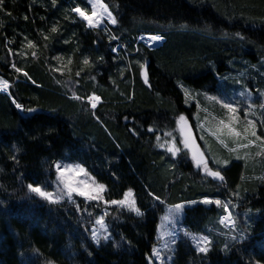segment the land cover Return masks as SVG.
Masks as SVG:
<instances>
[{
  "label": "trees",
  "instance_id": "16d2710c",
  "mask_svg": "<svg viewBox=\"0 0 264 264\" xmlns=\"http://www.w3.org/2000/svg\"><path fill=\"white\" fill-rule=\"evenodd\" d=\"M102 1L117 20L107 29H90L71 11L90 13L86 0H4L0 10V79L10 85L0 91V264H150L167 208L205 196L231 201L236 228L220 224L222 207L188 203L182 225L212 243L199 253L181 236L173 264H264V148L233 162L221 182L197 169L190 153L185 158L182 145L172 157L156 140L173 132L178 142L179 114L195 128L197 104L185 102L181 85L214 96L221 86L215 72L246 71L249 84L257 78L264 87V0ZM146 35L164 42L149 49L139 39ZM13 99L37 111L21 113ZM57 162L83 164L106 186L104 200L131 189L143 215L74 197L78 210L30 194L29 183L56 180ZM105 209L111 240L96 245L91 229Z\"/></svg>",
  "mask_w": 264,
  "mask_h": 264
},
{
  "label": "snow or ice",
  "instance_id": "6c2138e0",
  "mask_svg": "<svg viewBox=\"0 0 264 264\" xmlns=\"http://www.w3.org/2000/svg\"><path fill=\"white\" fill-rule=\"evenodd\" d=\"M53 4H55V0H53ZM86 4L91 5V12L85 8L82 9L79 6L74 7L71 9L72 12L76 13L83 21L87 23V27L90 29H97L100 28V26L104 23L105 17L107 18V21L113 25L117 23L116 18L113 16L112 12L109 11L108 6L101 2V0H86ZM4 0H0V10L3 9ZM27 19V17H25ZM51 31L53 33L57 32V28L54 26L52 27ZM240 39H244L243 36H241L239 33L236 34ZM47 39V37H45ZM111 39L115 40L117 37L112 36ZM141 40H148L150 43L147 45L148 47H152L154 42L162 41L164 37L162 35H150L147 37H140ZM29 46H32L31 42H29ZM114 52L117 51V49H112ZM35 55V53H33ZM100 60H103V57L99 58ZM83 63L85 65H88L90 61L85 58L83 60ZM15 67V65H13ZM141 69L144 68V65H140ZM16 72H21L22 69L15 68ZM24 76H28L26 72L23 73ZM77 76H79V72L76 73ZM145 83H148L147 76L145 74ZM8 88V82L6 80L0 79V89L7 90ZM182 90L185 93V102H188V97L192 95L191 90L185 88L183 85H181ZM199 95V94H198ZM207 99L212 100L215 103H218L221 105L222 108L227 109L229 113H237L238 103L234 104L230 102L229 100L218 97V96H208L207 93L204 94ZM241 96L250 99V96L242 91L240 93ZM260 96L264 98V92L260 93ZM73 97L75 99H80V97L75 96L73 94ZM89 102L91 103L92 108L96 107V101L100 99V97L93 94L89 98ZM12 103L15 105L16 109H18L22 113L32 114L37 111L36 108L32 107H24L23 104L18 103L15 99L12 100ZM254 107H256L255 104L249 103L248 109L251 110ZM260 108L264 109V103H261L259 105ZM245 115H248V112L245 113ZM127 119V118H125ZM233 119L235 117L233 116ZM174 122L176 125V128L173 130L178 131L179 133V140L177 142V137L173 135V132H165L166 139L163 143H160L161 137L156 136V140L158 142V146L161 148H165L168 153L171 154L172 157H176L178 154L182 152V148L180 145L183 146V150H187L184 155L185 158H187L188 153L191 154V162L195 164L196 168L199 170H202L203 173L206 176L212 177L214 180H218L223 182L224 176L221 174V170H213L212 167L209 166V160L205 157V154L203 151H201L199 145L196 144L194 138L192 137L189 124H188V118L184 114H179L177 117L174 118ZM220 123L224 126V128L227 129V133L230 136H236L239 137L241 135L240 132L236 131L231 124H225V122L222 120ZM248 125L252 127L251 136L255 138V140L261 141V143H264V137L257 136V133L255 131V121L254 120H248ZM149 132H154V128L149 127ZM248 129H245V132H247ZM215 135V134H214ZM170 138V139H167ZM201 139H204L202 136ZM223 143V141H221ZM251 143H255V141H251ZM170 145V146H169ZM227 147V145H225ZM242 147L247 148L248 145L244 144ZM232 151H235V149H232ZM257 155H260V153H257ZM239 158V157H238ZM15 159V157H13ZM214 163L218 166H226L229 161L228 160H221V159H214ZM52 167L55 168V174H56V180L50 184H46L45 186H41L39 183L33 184L29 183L27 185V189L30 194H35L42 200L46 201L49 204L58 205L65 201L71 202L75 204L76 208L79 210L80 205L76 203L74 197H81L84 201L88 202H97V205L102 201L106 206L107 205H120V206H126L129 211L135 212L136 215L140 216L143 215L139 207L135 205L134 201H129V197L133 195L132 190L129 189L127 192L123 194V199L121 200H103L102 193L106 191V186L103 184H99L95 181V178L91 176V174L88 172V170L83 166L81 163H61L57 162L52 165ZM48 187H54V190L49 191L47 190ZM151 195V193H150ZM157 201H159L161 204L164 203L160 199V197L156 196L154 197ZM189 204H196L198 203L196 200L188 201ZM199 203H202L204 205H216L218 207H222L223 212L225 215L220 217V224H225L227 221L231 228L235 230L236 228V220L233 218L232 212L230 211V205L231 201L228 202H222L220 199H212L207 196L202 198ZM185 205L183 203L180 204H174L167 208L166 214L161 217L162 225L161 227H165L166 224H175L176 218L182 213L184 210ZM86 210V209H85ZM89 217L92 216V213H88ZM108 215L107 211L104 212L103 215H99L95 218L93 227L91 229V239L92 241L99 245L101 240H109L111 238V234L109 232L108 226L105 222V217ZM164 235L173 237L172 243H175L174 239V231H165ZM186 236H190L191 241L194 243L196 250L199 253L206 254L209 251V245H211L212 241L209 239L208 236H196V235H190L187 232L185 233ZM233 240H237L236 236L232 237ZM240 240H244L245 236H240ZM165 247L167 248L168 245L165 243ZM227 245H225V250H227ZM154 259H161L160 250L158 248H153L151 251V255L149 257V261L151 264V261ZM171 259V257H169ZM163 264V261H162Z\"/></svg>",
  "mask_w": 264,
  "mask_h": 264
},
{
  "label": "rangeland",
  "instance_id": "374dc122",
  "mask_svg": "<svg viewBox=\"0 0 264 264\" xmlns=\"http://www.w3.org/2000/svg\"><path fill=\"white\" fill-rule=\"evenodd\" d=\"M101 2L103 3L102 0ZM111 25L113 24L109 23L107 21V18L105 17L104 23L100 26V28L107 29ZM215 74L219 78L221 86L219 89V93L214 96L225 98L234 104L238 103V112L235 114L229 113L228 110L222 108L220 104L207 99L204 95L205 93H199V91H193V89L189 88L191 92H193L192 95L187 98L188 104L194 101L197 104V111L194 114V120L196 122L195 128L191 126L189 119L188 124L192 137L194 138L195 142L199 144L200 148L205 154V157L209 160V166L212 167L213 170H221L222 174L223 171L226 168H229L233 162L240 160H248V158L255 155L258 150L264 148V143L255 140V138L251 136V131L253 129L247 123L248 120H254L255 131L257 133V136L264 137V109L259 107L261 103H264V98L260 96V93L264 92V87L260 86V84L258 83L259 80L257 78H254L249 84L248 81L250 79V74H248V72L246 71H243L242 73L238 74V76L232 74L225 78L222 77V75L218 72H215ZM262 75L263 78L261 80L264 82V72L262 73ZM228 78L231 79L230 83L225 82V80ZM242 91L246 92L250 96V99L241 96L240 93ZM100 103V100L96 101V107H98ZM249 103L255 104L256 107L249 110ZM246 112H248V115H245ZM233 116L235 117V119H233ZM222 120L225 122V124H231V126L236 131L240 132L241 135L239 137L228 135L227 129L224 128V126L220 123V121ZM246 128L248 129L247 132H245ZM202 136L204 137V139H201ZM221 141H223V143ZM251 141H255V143L253 144L251 143ZM244 144H247L248 147H242V145ZM225 145H227V147H225ZM232 149H235V151H232ZM214 159L228 160L229 163L226 166L221 167L214 163ZM104 193L105 191L102 193L103 200L105 199ZM128 199L129 201H134L133 195L130 196ZM185 205L187 206L188 203ZM121 207L127 208L126 206ZM105 211H107V213L109 212L108 209H105L101 215H103ZM184 212L185 210H183L182 213L176 218L175 224L169 223L162 228L161 221L158 232L159 244L157 248L160 250L163 264H173L177 250V242L180 240L181 236H186V232L190 235H196L189 233L182 225L181 222L184 217ZM222 225L227 230H232L230 224L227 221L225 222V224ZM165 231H174L175 243L171 242L173 237L164 235ZM187 237L190 239V236ZM110 240L111 238L109 240L102 239L101 242L106 243ZM165 243H167L168 245L167 248L165 247ZM169 257H171V259H169ZM162 261L161 259H157L158 264H162Z\"/></svg>",
  "mask_w": 264,
  "mask_h": 264
},
{
  "label": "water",
  "instance_id": "95a60500",
  "mask_svg": "<svg viewBox=\"0 0 264 264\" xmlns=\"http://www.w3.org/2000/svg\"><path fill=\"white\" fill-rule=\"evenodd\" d=\"M140 39V38H139ZM139 39H138V43H140V41H139ZM160 47V46H159ZM156 48H158V47H156ZM0 75L1 76H4V71H3V69H2V67H1V63H0ZM22 113V112H21ZM197 145H199L198 143H196ZM200 147V146H199ZM201 149V148H200ZM201 151H202V149H201Z\"/></svg>",
  "mask_w": 264,
  "mask_h": 264
},
{
  "label": "built area",
  "instance_id": "2783aa9c",
  "mask_svg": "<svg viewBox=\"0 0 264 264\" xmlns=\"http://www.w3.org/2000/svg\"><path fill=\"white\" fill-rule=\"evenodd\" d=\"M8 87H9V85H8ZM0 90H2V89H0Z\"/></svg>",
  "mask_w": 264,
  "mask_h": 264
}]
</instances>
